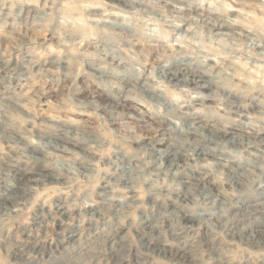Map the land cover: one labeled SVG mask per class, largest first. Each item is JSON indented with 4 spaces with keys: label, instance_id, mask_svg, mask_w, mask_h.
<instances>
[{
    "label": "clouds",
    "instance_id": "9594fccd",
    "mask_svg": "<svg viewBox=\"0 0 264 264\" xmlns=\"http://www.w3.org/2000/svg\"><path fill=\"white\" fill-rule=\"evenodd\" d=\"M0 264H264V0H0Z\"/></svg>",
    "mask_w": 264,
    "mask_h": 264
},
{
    "label": "rangeland",
    "instance_id": "374dc122",
    "mask_svg": "<svg viewBox=\"0 0 264 264\" xmlns=\"http://www.w3.org/2000/svg\"><path fill=\"white\" fill-rule=\"evenodd\" d=\"M53 227L58 231L60 229V223L59 220H57V222L53 225ZM55 239V237H53V240Z\"/></svg>",
    "mask_w": 264,
    "mask_h": 264
}]
</instances>
